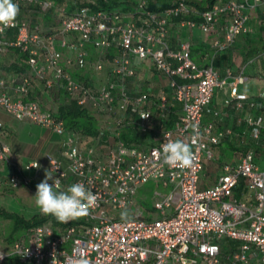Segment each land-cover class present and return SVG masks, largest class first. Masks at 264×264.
<instances>
[{
  "label": "built area",
  "instance_id": "built-area-1",
  "mask_svg": "<svg viewBox=\"0 0 264 264\" xmlns=\"http://www.w3.org/2000/svg\"><path fill=\"white\" fill-rule=\"evenodd\" d=\"M189 1L176 0L162 10H151L149 0H138L135 11H125L96 8L95 0H13L18 15L30 8L53 11L58 26L43 31L21 15L14 26L0 32V58L18 47L27 54L29 65L28 71L0 76V108L18 121L53 130L61 138V154L47 152L46 165L39 159H14L0 122V187L37 185L48 170L53 176L49 184L58 179L59 191L80 182L98 200L75 223L49 219L30 227L8 249L0 248V264L10 258L17 264H52L54 252L57 264H73L81 257L89 264H252L254 260L264 264V167L255 148L264 149V91L250 96L241 89L248 81L243 72L228 67L222 74L213 63L200 65L192 58L190 41L171 47L167 40L175 19L211 31L223 18L224 40L214 44L225 49L253 31L250 21L258 9L264 13V0H218L202 11ZM191 14L199 19L185 18ZM10 31H15L12 38ZM89 47L97 55L93 61ZM113 48L116 53L110 58ZM135 61L151 64L166 79V86L155 95L141 85L132 87ZM107 63L108 80L97 89L71 70L86 73L90 66L101 71ZM37 78L46 90L63 91L97 114L118 110L115 128L106 136L109 128H104L94 137L69 129L57 110L44 108L31 96ZM226 86L235 110L250 109L239 120L241 130L227 124L226 113L213 107L217 89ZM175 102L181 103L182 114L168 126ZM130 126L137 128V136L123 139V129ZM194 126L200 133L195 139ZM177 139L192 146L191 167L163 165L162 146ZM227 141L242 153L221 165L214 185L203 187L205 161L214 158L213 147ZM35 163L40 167L31 168ZM151 180L169 191H155L159 216L146 218L149 211L137 204L136 195ZM241 186L250 192L251 201L235 197ZM135 205L136 217L121 219L114 214ZM228 239L238 242V248L223 256L222 244Z\"/></svg>",
  "mask_w": 264,
  "mask_h": 264
},
{
  "label": "crops",
  "instance_id": "crops-1",
  "mask_svg": "<svg viewBox=\"0 0 264 264\" xmlns=\"http://www.w3.org/2000/svg\"><path fill=\"white\" fill-rule=\"evenodd\" d=\"M30 10L40 12L37 8L25 9L24 12H28ZM129 11L134 10L130 9ZM42 13L43 18L48 17L47 12ZM49 13H51L50 17H55L53 15V11H49ZM224 22L225 20L221 18L214 29L211 31H205L199 27L181 25L179 20L175 19L169 27L170 31L167 37L168 43L171 47H177L183 41H190L192 58L198 64L208 65L213 63L222 74L228 67H231L235 73L243 72L248 77V81L242 84L241 89L246 91L250 96L256 97L261 91H264V13L261 9H258L256 13L253 14L250 21V24L253 27L252 32L240 35L236 41L227 48L220 49L214 44V42L216 39L224 40L222 29ZM115 53L116 49L113 48L109 57L112 58ZM20 60L21 58L19 57L15 62L13 61V63H18ZM135 66L137 74L135 77L130 79V85H132V87L141 85L146 90V86L148 85V82H150V84H152L158 91L160 88L166 86V79L161 73L157 72L151 64L147 62L135 61ZM5 67L6 66L1 64L0 58V76H8L11 74V72H9ZM71 70L73 71V74H79L82 76V72L77 70L75 67L71 68ZM87 75L88 74L85 73L84 76L88 77ZM40 91L42 97L46 95L51 100L55 99V97L56 99L60 97L62 101L66 99V95L63 91L52 90L49 94L48 92L50 91L45 89L43 80L37 78L35 80L31 96L39 99ZM147 91H151V89H147ZM153 92L152 94L155 95ZM153 99L157 100L155 96H153ZM230 99L229 87L226 86L219 88L214 95L213 107L219 108L226 113L227 124L232 125L237 130H241L243 125H240L239 120L245 117V115L249 113L250 109L246 108L243 111H237L233 108ZM62 101H59L56 105H54L52 110H57ZM175 108H179L178 115L180 116L182 114L181 103L175 102L172 110ZM253 111L257 112L256 109ZM0 122H3L5 125L6 140H8L12 146V156L14 159L18 160V156L21 157L23 155V151L19 150L20 147L27 148L29 146H31V151L34 152L35 157H39L41 159L39 160L42 161L44 165L47 163V152H51L56 155L61 154V138L53 130L29 123L27 121H18L12 118L2 108H0ZM105 131L110 132V129H105ZM105 136L103 137V141H105ZM222 146H224V149L238 148L232 141H227ZM28 158L29 157H24L23 161L30 160V158ZM260 164L264 167V161ZM220 173L221 169L216 173L217 176L212 185L217 182ZM30 185L36 187L35 182ZM212 185L203 184L202 186L208 187ZM235 197L242 201L252 200L250 192L242 186L236 188ZM237 248L238 242L224 241L222 244V255L226 256L229 252L237 250Z\"/></svg>",
  "mask_w": 264,
  "mask_h": 264
},
{
  "label": "rangeland",
  "instance_id": "rangeland-1",
  "mask_svg": "<svg viewBox=\"0 0 264 264\" xmlns=\"http://www.w3.org/2000/svg\"><path fill=\"white\" fill-rule=\"evenodd\" d=\"M22 16L33 22L34 24L40 25L43 31L53 30L58 26L57 17H52L50 20H46L43 18V13L40 11H28L23 12ZM65 57L69 56V52L64 51ZM21 58L20 52L16 50V47H11L8 49L1 57V64L6 66L5 68L11 67L10 63H13L17 60V58ZM97 58L96 52L92 47H89V60L93 61ZM110 64L107 63L104 66V69L101 71H96L92 67H88L87 69V76L85 77V73L82 74V80H85L91 87L97 89L100 86L104 85L108 80V73L107 70L109 69ZM16 73V72H11ZM147 89H151L150 92L157 93V89L153 87L150 82L146 86ZM146 89V90H147ZM49 94L51 93L48 92ZM47 94V92H46ZM41 91L39 92V100L42 103L43 107L46 109L52 110L54 105H56L59 101H62L60 97L58 99H49L48 96H41ZM53 95V94H52ZM54 97V96H53ZM62 98V97H61ZM95 113V112H94ZM97 118L99 119V124L102 129L109 128L113 129L116 126L115 121L119 118L121 113L118 110H115L111 114H97L95 113ZM155 123L159 122V117L154 115ZM127 132V136L129 138L137 136V128L128 127L123 129V132ZM8 142V140H7ZM11 145V144H10ZM31 146L29 147H20L19 150L23 151V155L21 157L18 156V161H23L24 157H29L30 159H40L39 157H35L34 152L31 151ZM258 160L260 163L264 161V149L255 147ZM242 148L239 149H224V146H215L213 147L214 158L211 160H207L204 165V170L201 172V180L200 184L212 185L215 182V178L217 176V172L220 171L221 165L225 162H234L237 160L240 152L242 153ZM28 158V159H29ZM41 160V159H40ZM0 166V170H1ZM36 187L32 185H22L18 188H13L10 186H2L0 187V210L5 211L7 213H16L26 219L32 217L36 213H41L40 210L35 205V198L34 195L36 193ZM156 190L162 192H168L169 187H164L161 182H156L151 180L150 182L144 184L143 186L139 187L136 201L138 205H141L145 212L149 211V213H144L146 218L148 217H156L159 216V211L154 207L153 203V194ZM127 212V218H133L138 216L136 205L126 209L124 211H116L114 214L121 217L122 212ZM73 221V220H71ZM69 221V222H71ZM10 225V220L6 219L0 213V248L8 249L13 242H8L6 239V232L7 228ZM225 242H232L233 240H224ZM223 241V242H224ZM6 264V263H4ZM252 264H258L257 260H254Z\"/></svg>",
  "mask_w": 264,
  "mask_h": 264
},
{
  "label": "clouds",
  "instance_id": "clouds-1",
  "mask_svg": "<svg viewBox=\"0 0 264 264\" xmlns=\"http://www.w3.org/2000/svg\"><path fill=\"white\" fill-rule=\"evenodd\" d=\"M19 13V6L13 0H0V32L6 28L14 26V21ZM141 114V118H147ZM199 129L193 127V139L199 137ZM163 165L170 168H187L191 167L195 159L192 146L183 140L169 141L162 146ZM51 161V159H50ZM53 165V162L51 161ZM40 165L35 163L31 168H39ZM73 172L76 169H72ZM53 176L50 171L45 170L44 179L36 185L34 195L35 205L43 215H51L60 223H68L81 216L87 215L89 209L94 207L98 200V195L88 190L83 183L77 182L70 185L66 191H59V180H52ZM127 212L121 213V219L127 218ZM3 257L0 256V259ZM52 264H57L55 252L52 256ZM73 264H89L86 258H79Z\"/></svg>",
  "mask_w": 264,
  "mask_h": 264
},
{
  "label": "trees",
  "instance_id": "trees-1",
  "mask_svg": "<svg viewBox=\"0 0 264 264\" xmlns=\"http://www.w3.org/2000/svg\"><path fill=\"white\" fill-rule=\"evenodd\" d=\"M138 0H95L92 5L96 8H120L125 11L136 10ZM176 0H149V9L151 10H162L170 5H173ZM218 0H190L189 3L192 8L198 11H202ZM25 9L22 11L24 12ZM20 15L17 16H21ZM48 17H44L47 21L52 19L50 17L51 13L47 12ZM185 18L190 19H199L195 14L188 15ZM10 37H14L15 31H10ZM16 50L20 52L21 60L18 63H12L11 67H8L9 72H24L28 71L29 65L27 63V54L22 52L20 48L16 47ZM75 77L82 79V76L79 74H74ZM179 108H175L170 112L169 119L167 121L168 126H171L178 119ZM56 115L64 120L66 126L69 129H74L79 131L85 136L94 137L99 135L103 130L99 124V119L96 114L88 107L78 104L75 100L69 99L66 97L58 106ZM108 131H104L105 135H108ZM123 139H128L127 132L122 133ZM0 213L6 219L10 220V225L7 228L6 239L8 242H13L16 239L21 238L25 235L27 230L34 226L41 224L49 219H53L56 223H59L51 215H43L42 213H36L32 217L26 219L16 213H7L1 211ZM150 218V217H148ZM76 220L71 221L70 223H75ZM6 264H17L14 259L10 258Z\"/></svg>",
  "mask_w": 264,
  "mask_h": 264
}]
</instances>
